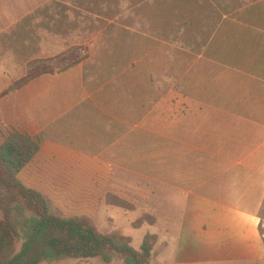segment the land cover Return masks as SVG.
Returning a JSON list of instances; mask_svg holds the SVG:
<instances>
[{
  "label": "crops",
  "instance_id": "1",
  "mask_svg": "<svg viewBox=\"0 0 264 264\" xmlns=\"http://www.w3.org/2000/svg\"><path fill=\"white\" fill-rule=\"evenodd\" d=\"M54 1L22 16V0H0V48L29 47L35 59L66 52L65 39L76 28L62 27ZM151 39L154 47L142 49L140 62L119 76L111 73L117 65L104 69L87 60L0 96V144L15 132L44 134L19 180L65 218H77L75 201L82 210L92 200L97 208L105 201L113 206L108 199L122 202L127 190L144 199L156 194L182 213L173 242L163 246L173 264H264V63L253 66L258 90L251 98L193 81L190 93L175 86L166 92L164 63L160 69L158 59L149 63V56H159V39ZM255 55L264 57V48H254ZM25 67L4 70L6 86L22 78ZM203 87L204 94H196ZM247 97L256 114L227 106ZM154 252L152 264L164 263L155 262Z\"/></svg>",
  "mask_w": 264,
  "mask_h": 264
},
{
  "label": "rangeland",
  "instance_id": "2",
  "mask_svg": "<svg viewBox=\"0 0 264 264\" xmlns=\"http://www.w3.org/2000/svg\"><path fill=\"white\" fill-rule=\"evenodd\" d=\"M45 1L22 0L21 15L32 12ZM51 10L57 15L62 12L63 28L70 24L76 28L65 39L68 49L58 57L35 59L29 47L13 44L11 47H15L17 53L8 45L1 47L0 96L24 78L32 66L42 63L59 72L94 60L102 63L104 69L108 65H117V71L111 70V73L119 76L123 71L121 68L132 61L140 62L142 49L157 43L151 38L159 39V56H149V63H156L158 59L159 69L164 63L166 92L175 86V90L190 93L189 81L198 87L207 84L212 92L219 90L218 86L223 84L228 93L238 100L245 95L251 98L254 90H258V84H254L252 78L253 66L258 60L263 64L264 57L258 59L257 55L253 56V51L254 48H264V0H57ZM219 27L221 31L217 32ZM37 32L43 30L37 29ZM206 53L211 56L220 53L224 62L213 56L205 58ZM24 63H28L27 67ZM12 64L26 69L22 78L6 86L7 73L4 70L8 71ZM155 69L156 66L154 75ZM118 78L123 80L124 76ZM203 89L194 90L196 94L203 95ZM261 89L264 90V87ZM248 97L246 100L249 103H229L227 106L233 110H244L246 115L256 114L255 106ZM145 187L151 185L146 184ZM125 193V198L121 200L125 206H130L129 209L106 205V201L97 208L98 201L92 200L82 210L75 201L71 210L77 218L88 217L102 234H120L131 238L132 247L137 251L148 233L157 235L160 240L154 252L155 262L165 260L162 264H173V254L163 246L165 242H173L177 235L182 220L180 207L170 205L166 199H158L156 194L144 199L135 191L127 190ZM153 219L156 223L150 224ZM55 264L104 263L97 259L67 260ZM112 264H124L123 258L114 256Z\"/></svg>",
  "mask_w": 264,
  "mask_h": 264
},
{
  "label": "trees",
  "instance_id": "3",
  "mask_svg": "<svg viewBox=\"0 0 264 264\" xmlns=\"http://www.w3.org/2000/svg\"><path fill=\"white\" fill-rule=\"evenodd\" d=\"M217 30L221 31L220 27ZM212 56L206 53L204 57ZM213 57L223 59L220 53ZM45 64L32 66L24 78L1 96L22 89L44 74L55 73ZM43 141L44 134L31 137L15 132L0 144V264H55L97 259L112 264L114 256L122 257L124 264H152L158 241L156 235L147 234L137 251L132 247L131 238L102 234L85 217L65 218L42 194L22 185L19 174L38 153ZM107 202L130 208L114 199ZM154 223L153 219L150 224ZM262 235L264 237V216Z\"/></svg>",
  "mask_w": 264,
  "mask_h": 264
}]
</instances>
